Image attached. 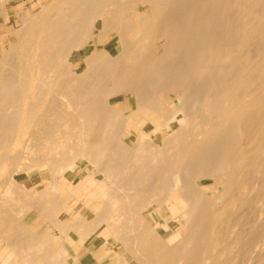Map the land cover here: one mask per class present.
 I'll return each mask as SVG.
<instances>
[{
	"label": "bare ground",
	"instance_id": "1",
	"mask_svg": "<svg viewBox=\"0 0 264 264\" xmlns=\"http://www.w3.org/2000/svg\"><path fill=\"white\" fill-rule=\"evenodd\" d=\"M38 1L0 0V264L262 262L264 217L235 222L264 200V0Z\"/></svg>",
	"mask_w": 264,
	"mask_h": 264
},
{
	"label": "rangeland",
	"instance_id": "2",
	"mask_svg": "<svg viewBox=\"0 0 264 264\" xmlns=\"http://www.w3.org/2000/svg\"><path fill=\"white\" fill-rule=\"evenodd\" d=\"M6 1V6H5V13H6V15L8 16V22H9V24L11 23V25L12 24H14V26H16L18 23H19V17H18V13H19V11H17V9H28L29 11H32V10H35L39 5H40V3L41 2H43V1H41V2H39L38 0H5ZM39 2V3H38ZM15 4V5H14ZM21 7V8H20ZM23 7V8H22ZM12 8V9H11ZM16 9V10H15ZM8 10V11H7ZM18 12V13H17ZM17 13V14H16ZM169 14L171 13V11H169L168 12ZM172 13L173 14H175V15H178L179 14V11L177 10V11H172ZM171 13V17H173V16H175V15H173ZM2 20H3V18L1 17V14H0V40H1V37H3L2 35H4V33H5V31L7 30V27L4 25L3 26V24H4V22H3V24H2ZM9 31H10V29H8ZM8 44V41L6 42H4V41H0V53L4 50V48L6 47V45ZM250 46V45H249ZM255 47V46H254ZM249 48H251V49H253L252 51L249 49ZM245 49H246V51L247 52H249L250 53V51H251V53H254V51H255V48H253L252 46L251 47H248V45H247V47H245ZM250 50V51H249ZM79 57H80V59H81V55L76 51V52H74V58L73 59H75V58H77V60H79ZM82 60V59H81ZM80 63H81V61H79ZM79 62H77V63H79ZM81 69L79 68L78 69V71H80ZM197 77H195V79H194V81L195 80H198V79H196ZM89 82H92V80L91 79H89ZM66 94L67 95H71L70 93H68L67 91H66ZM128 94H127V98L126 99H128ZM119 99V101H121V98H118ZM125 99V98H124ZM127 112L129 111V109L128 110H126ZM49 121H50V118L48 119ZM156 121V120H155ZM156 122H158V121H156ZM49 124V123H48ZM47 124V126L49 127V126H51V125H48ZM148 126H149V124H147ZM147 126V127H148ZM51 127H53V129L55 130V132H56V136L54 135V134H52V132H50L49 133V136H52V138H50V139H48V140H37L36 141V143H38V144H40V145H46V144H50V143H53V144H58V142H59V140L60 139H57V134L61 131V130H63L65 127H63V126H58V124L56 125V124H53ZM150 128V127H149ZM149 128H146L147 130H149ZM36 136H37V133L35 134ZM46 135H48V134H46ZM25 136H27V134H25ZM45 150L46 149H43L42 151L45 153ZM26 154V152H24V151H22V149H21V153L19 154V155H21V157H19L18 159V162H17V164H16V167H15V169H14V171H21L26 165H27V163H28V159H25V157H24V155ZM26 156V155H25ZM82 163L85 165V162L83 161V160H78L77 161V165H76V168H78V166H79V164L80 165H82ZM87 169H89V168H87ZM86 169V170H87ZM76 169H74V171H75ZM70 173H71V171H69ZM31 173V175H30V177H28V176H26V175H24L23 173H21L20 175H18L17 176V179L20 181V182H27V183H30V184H33L34 186H36L37 188H39V189H41L42 187H45V186H48V185H50V183H51V178H52V176L51 175H49V173H41V175L36 171V170H33V171H31L30 172ZM84 175V172H81L80 174H79V176L80 177H82ZM78 177V176H77ZM3 179H5V181H8V180H10V177H9V174H6L4 177H3ZM262 180V179H261ZM260 181V180H259ZM255 190H256V188H254V190L252 189V191H250V192H252V193H250L249 192V196L248 195H246V197H248V198H251V199H253V197L255 198L256 196H255V194H257V192L258 191H256L255 192ZM254 191V192H253ZM87 195V193H86V190L85 189H80L79 191H77L76 192V194L75 195H68V192H63V197L64 198H66V199H69V202L68 203H66V205H65V210L67 211V210H72V209H78V210H80V212L82 213V212H84L85 211V208L87 207V206H89L88 205V203H90V202H88V203H86V206L84 207L81 203L82 202H80V201H77V200H80V199H82L83 198V196L84 195ZM251 195H253V196H251ZM1 197V196H0ZM86 198H87V196H86ZM1 199V198H0ZM28 201V200H27ZM264 201V200H263ZM262 200H261V202L259 201V202H257V199H255V200H253V202L254 203H250V204H247V205H245L246 206V208H245V206H243L240 210L241 211H239V212H241V213H239V212H237L236 214H238V219L241 217V219H239V221H238V219H237V215H236V221L237 222H239V223H237V222H235V226L236 227H239V226H242V227H246V224H245V222L244 221H246L247 220V225L249 224V222L250 221H255V220H257L256 219V217L257 218H259L258 220H261V217H264L263 215H264V212L262 213L261 211H263L264 210V208H263V206H261V204L263 205L264 204V202H263ZM255 202L257 203V204H255ZM76 203V204H75ZM251 204H253V205H251ZM255 204V205H254ZM258 205V206H257ZM8 203H4V204H2L1 206H0V208H3V209H5V208H8ZM249 206H250V209H251V212L249 211ZM253 206H254V208H253ZM262 207V209H261V207ZM257 207H258V209L260 210V211H257L258 209H257ZM243 208H245L246 210H244V212L242 211L243 210ZM247 208H248V211H247ZM256 211H255V210ZM252 210H254L255 212H257V214L254 212V211H252ZM162 211V210H161ZM245 212H247V214L246 215H244V213ZM67 213V212H66ZM162 213V212H161ZM260 213H262L261 215H260ZM178 214H179V210H177V211H175L174 212V216H178ZM252 215V217H254V218H252V217H247L246 218V216H248V215ZM253 214H255V215H253ZM67 214H63V217L65 218V216H66ZM245 216V218L243 219L242 218V216ZM250 215V216H251ZM11 216H13V218L14 219H16L17 218V216H16V214H12ZM250 218V220H248ZM246 219V220H245ZM254 219V220H253ZM13 220V219H12ZM154 221V220H153ZM241 221H243V222H241ZM155 222V221H154ZM240 222H241V224H240ZM156 223V222H155ZM243 223V224H242ZM31 225H32V223H31ZM238 225V226H237ZM245 225V226H244ZM47 224H44V225H42L41 227H39L38 229H36L35 231H37V232H42V231H44L46 228H47ZM249 226V225H248ZM264 230H263V235H262V237L259 239L260 241H261V239L264 241ZM92 241V238H90L88 241H87V243H86V245H89L88 243H90ZM256 241H258V240H256ZM258 243V242H257ZM256 242H255V244H257ZM261 243H263L262 245H259L260 244V242H259V244H257L258 246H260V247H262L263 245H264V242H261ZM1 246V245H0ZM72 246H73V248L77 251V253H78V256H79V258H81V257H83V256H85L86 254H88L89 253V251H91L94 247H95V244L94 243H91L88 247H85V246H80L78 243H76V242H72ZM246 247H248L249 249H250V247L249 246H247L246 245ZM251 247H253V245L251 246ZM264 247V246H263ZM252 249V248H251ZM249 252H251L250 250H248ZM249 252H246V254L244 253V256H243V254L240 256L241 258L239 259V261H241V262H239L238 261V259H237V261H235L236 262V264H238V262H239V264H252L253 263V260L250 258V253ZM247 253H248V255H247ZM250 255V256H249ZM112 256V255H111ZM263 257V260L262 259H260L259 260V262L262 260V262H260L259 264H263L264 263V255H262L261 254V258ZM84 263L85 264H97L96 263V261L94 260V259H92L91 258V256H87V258L86 259H84ZM233 264H234V262H233Z\"/></svg>",
	"mask_w": 264,
	"mask_h": 264
}]
</instances>
